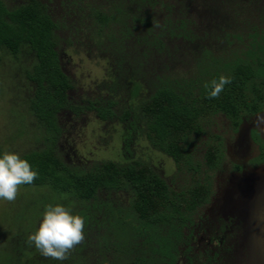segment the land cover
Instances as JSON below:
<instances>
[{
    "label": "rangeland",
    "instance_id": "1",
    "mask_svg": "<svg viewBox=\"0 0 264 264\" xmlns=\"http://www.w3.org/2000/svg\"><path fill=\"white\" fill-rule=\"evenodd\" d=\"M2 1L8 9H13L28 0ZM38 1L45 6L56 24L55 40L62 67L73 86L69 93L71 108L59 117L58 132L49 131L36 119L29 107L34 87L28 75L35 63L34 55L25 49L13 57L7 50H1L0 150L13 151L21 157L32 152L52 150L67 166L81 168L84 172L104 162L139 161L153 168L172 190L178 192L189 188L194 180H204L208 176L212 184V195L209 203L195 214V221L211 219L212 229L217 228V231L212 232L216 234V241H223L226 245L225 264H264L262 120L259 119L257 126L262 136L250 132L248 138L258 147L252 156L247 152L244 154L242 150L238 152L239 145L244 149L249 145L244 138L245 134L238 135V128L234 130L230 121L222 115L205 118L201 135L190 138V159L182 168H177L170 157L154 149L144 133L137 134L131 147L123 149L121 118L129 111V107L137 112L143 96L134 100L130 96L134 82L142 83L145 96H148L151 82L161 80L172 83L186 97L195 98L203 84L201 80H205L209 73L221 65L220 58L224 62L233 59L242 43L234 47L228 43L207 41L204 45L212 48L211 54L198 52V43L185 46L178 38H167L163 48L153 46V43L149 46L140 40L146 34L138 24L135 26L137 29L130 27L132 35H125L123 25L119 22L106 28L101 27L96 17L107 12L114 14L120 4L118 0ZM161 1L173 4L172 18L175 20L190 15V18L186 17L183 21L191 29H195L199 23L232 24L236 15L239 17H236V21H250L256 28L259 25L264 29L258 22L264 19V0H185L187 5L202 11L200 16L204 17L200 20L195 18L192 11L181 7L182 0ZM121 6L127 11L126 7L130 5ZM165 13L166 10L158 6L152 15L162 22ZM131 18L126 19L128 26ZM111 68L121 71L115 77L114 82L119 83L114 88H111L112 81L109 78ZM108 102L115 103L113 116L102 121L94 110ZM252 120L245 118V125L240 130H247ZM218 142L222 156L218 167L211 170L205 164V153L209 146H217ZM254 149L250 151L254 152ZM249 161L260 164H252L249 168ZM131 196V191L124 189L101 198L117 203L116 210L121 209L126 217L129 216ZM59 200L47 188L23 185L17 186L13 201L0 200V264H16V250L13 246L18 244V240L13 239L27 238L37 227L43 209L49 204L59 203ZM71 202L77 204L75 200ZM124 219L133 222L131 218ZM108 221L106 229L102 231L108 247L94 254L91 252L87 258L88 264H93L95 260L101 264H133L141 255L133 249L135 242L131 234L119 228L112 216ZM210 238L213 237L206 239ZM19 247L26 251L22 253L23 257L33 255L30 252L34 250L32 246L25 247L21 242ZM65 260L68 261L65 258L59 263L65 264ZM45 261L50 264L49 259ZM145 261L148 264H160L156 257L154 261L146 257Z\"/></svg>",
    "mask_w": 264,
    "mask_h": 264
},
{
    "label": "trees",
    "instance_id": "2",
    "mask_svg": "<svg viewBox=\"0 0 264 264\" xmlns=\"http://www.w3.org/2000/svg\"><path fill=\"white\" fill-rule=\"evenodd\" d=\"M184 1L181 7L192 11L198 20L204 17L200 16V9ZM118 4L114 14L107 12L96 17L101 27L119 22L123 25L124 34L132 35V29H137L135 26L138 24L146 34L140 40L149 46L153 43V46L163 48L167 38H178L185 46L198 43V52L211 54L212 48L204 45L207 41L228 43L234 47L242 43L233 59L224 62L220 58L221 65L201 80L203 84L195 98L186 97L172 83L161 80L152 81L148 96H145L142 83L134 82L130 96L133 100L143 96L138 111L129 107L121 118L124 150L131 147L137 134L144 133L154 149L170 157L177 168H182L190 159V138L201 135L205 118L222 115L236 130L243 117L264 110V41L259 39L254 23L242 20L240 23L236 21L239 18L236 15L232 24L199 23L197 29L195 26L191 29L183 21L190 15H181L179 20L172 18L173 4L161 0H118ZM126 4L130 5L126 7L127 11L121 6ZM158 6L166 10L162 22L152 15ZM130 16L132 21L128 26L126 19ZM55 30V22L38 0H28L13 9H8L0 0V52L5 49L16 57L27 49L34 55L35 63L28 75L34 87L29 107L49 131L58 132L59 117L71 108L69 93L73 86L62 67ZM111 69L109 78L111 88H114L119 83L114 82L115 77L121 71ZM221 75L229 77L230 83L217 97L211 98L208 96L210 82ZM114 107V102H108L94 111L99 119L106 121L113 116ZM219 146V142L217 146H209L205 153V164L211 170H215L221 160ZM22 158L37 172L31 184H22L24 187L47 188L60 199L59 203L84 217L83 239L66 253L68 261L65 260V264H88L91 252L94 254L108 247L102 231L110 222V216L119 228L131 234L135 242L133 249L140 252L141 257L136 258L133 264H148L146 257L153 261L156 257L160 264H225V242L221 241L214 247L208 245L206 239L211 236L213 240L217 239L216 234H212L217 228L212 229L211 219L195 221L194 218L197 211L209 203L212 195L208 176L204 180H194L189 188L178 192L172 190L153 168L139 161H109L84 172L81 168L67 166L52 150L32 152ZM124 189L132 193L129 216L126 217L121 209L116 210L117 203L101 198ZM72 200L77 204H72ZM127 217L133 222L126 221L124 218ZM220 225L222 227V222ZM14 240H18V244L13 246L16 264H47L45 260L48 259L50 264H62L40 255L33 246L34 250L30 251L33 255L23 257L22 253L26 251L19 247L21 242L25 247L31 245L23 237ZM93 264L101 263L95 260Z\"/></svg>",
    "mask_w": 264,
    "mask_h": 264
},
{
    "label": "clouds",
    "instance_id": "3",
    "mask_svg": "<svg viewBox=\"0 0 264 264\" xmlns=\"http://www.w3.org/2000/svg\"><path fill=\"white\" fill-rule=\"evenodd\" d=\"M230 83L224 75L210 82L208 96L217 97ZM37 172L30 163L13 151H0V200L13 201L17 186L31 184ZM84 217L62 204L47 205L37 227L27 235L26 242L40 255L62 261L66 253L83 239Z\"/></svg>",
    "mask_w": 264,
    "mask_h": 264
},
{
    "label": "flooded vegetation",
    "instance_id": "4",
    "mask_svg": "<svg viewBox=\"0 0 264 264\" xmlns=\"http://www.w3.org/2000/svg\"><path fill=\"white\" fill-rule=\"evenodd\" d=\"M261 25H263L264 26V19H260L259 21H258ZM261 26H257V28H256V30L259 32V39L260 40H262V41H264V29H262V28H260ZM260 117H262V118H260ZM245 118H249V119H253L252 121H251V123L250 124H248V127H247V130H243V131H241L240 130V127L241 126H243V124L245 123ZM259 119L260 120H262L263 122H264V110H262V111H260V112H258V113H255V114H253V115H248V116H245V117H243L242 118V122H241V124H240V126H239V128H238V135H240V134H245V139L247 140V142H248V147L246 148V149H244L242 146H238V145H236V147L238 148L237 150H238V152L240 151V150H242L243 151V153L244 154H246V152L250 155V156H252L255 152H257L258 150H257V148L258 147H256L253 143H251L250 142V140L248 139L249 138V136H250V132H251V134H253V133H257V136L259 137V135L260 136H262V132L260 133V131L258 130V128H257V126H258V124H259ZM247 121V120H246ZM261 121V122H262ZM245 125V124H244ZM260 126V125H259ZM234 129V128H233ZM235 130V129H234ZM259 134V135H258ZM253 142V141H252ZM261 147V146H260ZM252 148L254 149V152H251L250 150H252ZM262 148V147H261ZM250 151V152H249ZM257 162H254V161H249V163H248V167L250 168V167H252L251 165L252 164H256ZM258 164H260V163H257V165ZM236 170L238 171L239 169H238V167H236ZM234 224H236V223H234ZM202 240H204V238H201ZM217 239H212V238H210V239H207V242H208V245H210V246H216V245H219V243L221 242H219V241H216ZM215 244V245H214Z\"/></svg>",
    "mask_w": 264,
    "mask_h": 264
}]
</instances>
